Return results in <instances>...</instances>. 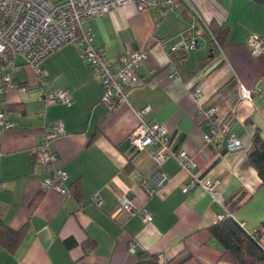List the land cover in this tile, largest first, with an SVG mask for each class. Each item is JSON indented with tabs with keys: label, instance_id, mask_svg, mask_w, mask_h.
I'll return each instance as SVG.
<instances>
[{
	"label": "crops",
	"instance_id": "crops-1",
	"mask_svg": "<svg viewBox=\"0 0 264 264\" xmlns=\"http://www.w3.org/2000/svg\"><path fill=\"white\" fill-rule=\"evenodd\" d=\"M193 10L227 28L226 38L217 48L200 29L196 49L172 52L171 46L192 34L188 25ZM85 26L110 59L142 48L147 59L126 87L127 102L108 110L101 101L100 80L74 44H63L42 60L43 81L18 57L16 87L6 95L16 126L0 125V179L5 184L0 189V224L16 230L27 226V232L13 253L0 244V264H138L141 252L168 262L185 249L202 264H228L220 259V245L209 227L227 216L247 231L262 228L264 222V184L248 159L256 134L264 140V54L253 55L248 43L252 34L264 36V0H187L166 17L127 3L89 18ZM240 84L259 89L252 102L240 98ZM62 89L70 91V105L38 100ZM197 89L218 106L222 121L231 120L230 129L244 149L230 152L223 144L204 145L207 128L192 96ZM145 106L151 109L142 119L164 123L172 147L196 158L191 172L199 180H220L222 204L203 188L184 192L191 175L177 159L160 166L154 147L139 152L130 144L128 136L140 121L137 111ZM57 120L66 130L53 142L58 166L68 173L65 194L44 188L53 166L34 162L32 156ZM159 169L168 174L166 194L149 197L143 183L153 187ZM126 193L150 210V222L119 209ZM95 195L101 206L93 202ZM132 244L135 252L130 251Z\"/></svg>",
	"mask_w": 264,
	"mask_h": 264
},
{
	"label": "built area",
	"instance_id": "built-area-1",
	"mask_svg": "<svg viewBox=\"0 0 264 264\" xmlns=\"http://www.w3.org/2000/svg\"><path fill=\"white\" fill-rule=\"evenodd\" d=\"M187 0H0V125L13 128L16 122L10 118L11 111L6 105V95L15 88L13 72L18 67L17 59L22 57L27 64L36 70L38 80L45 79V71L41 66L42 60L58 47L66 43L74 44L80 57L86 62L92 74L96 76L103 87L102 103L108 110L116 109L127 102L126 87L134 80L137 71L144 65L148 52L146 48L138 49L122 55L118 60L110 59L103 47L95 43L92 31L85 26V22L94 16H104L113 9L127 3H134L139 10L153 8L160 17L176 14ZM192 20L188 25L192 33L187 38L171 46L172 52H189L198 47L200 29L206 32L211 42L220 48V42L214 34L211 23L193 10ZM251 53L255 56L264 54V36L252 34L248 40ZM27 89V87L23 88ZM259 92L257 87L239 85L240 98L252 102L254 95ZM198 105L199 118L205 123L203 133L204 145L213 144L227 151L244 149L242 140L230 129V121H222L218 117L219 108L208 103L200 89L192 93ZM38 100L46 105L72 103L70 91L62 89L39 95ZM208 103V104H207ZM150 106L137 111L139 124L129 134L130 144L139 152L154 147L153 158L158 165H162L170 158L178 160L180 167L191 175V180L183 186L184 192L196 188H203L210 194L213 201L223 203V192L219 179L199 180L191 172L196 167V158L185 149L176 150L172 147V137L164 123H148L142 119ZM236 113V108L233 111ZM66 133L64 123L57 120L49 125L43 139L33 151V160L44 166H53L50 177L42 183L44 188H52L62 193L68 192V173L58 166V153L53 147L56 138ZM224 136V141H221ZM2 151L0 149V157ZM154 186L145 181L144 188L149 197L166 194L165 184L168 174L158 170L153 177ZM0 179V189L4 187ZM93 202L101 206L102 199L95 195ZM119 209L128 216L138 215L144 222L152 220L150 210L145 206H138L129 194L121 195ZM264 249V231L257 229L248 231ZM130 251H136V245L130 246ZM162 264L167 262L161 259Z\"/></svg>",
	"mask_w": 264,
	"mask_h": 264
},
{
	"label": "trees",
	"instance_id": "trees-1",
	"mask_svg": "<svg viewBox=\"0 0 264 264\" xmlns=\"http://www.w3.org/2000/svg\"><path fill=\"white\" fill-rule=\"evenodd\" d=\"M218 41L223 43L227 28L211 23ZM213 44V43H212ZM251 166L257 171L264 184V140L259 133L253 139V146L248 155ZM258 232L264 231V222ZM212 237L219 243L221 260L228 264H264V249L258 241L232 216L218 220L209 227ZM27 226L13 229L0 224V244L10 252H15L23 241ZM161 259L146 252L138 254V264H160ZM166 264H202L187 249L182 250Z\"/></svg>",
	"mask_w": 264,
	"mask_h": 264
}]
</instances>
